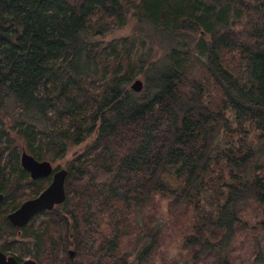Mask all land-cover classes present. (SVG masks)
Returning a JSON list of instances; mask_svg holds the SVG:
<instances>
[{
    "label": "trees",
    "instance_id": "trees-1",
    "mask_svg": "<svg viewBox=\"0 0 264 264\" xmlns=\"http://www.w3.org/2000/svg\"><path fill=\"white\" fill-rule=\"evenodd\" d=\"M131 2L0 0V141L9 134V120L39 161H57L70 148H84L66 169L67 199L54 210L66 208L71 192L75 203L70 212H56L34 238L38 264H59L60 244L78 248L89 260L69 256L64 264H106L126 234L131 212L144 210L156 195L176 201L190 197L210 171L223 119L205 104L196 81L185 78L189 46L182 40L184 31L199 37L198 52L239 127L246 134L249 126L261 131L258 148L264 153V0H140L136 16L146 30L143 38L153 45L167 42L168 48L159 60L153 54L126 66L119 58L121 42L110 50L99 48L93 20L101 12L125 20ZM224 51L238 53L239 59L227 66ZM137 74L145 78L139 93L130 88ZM185 83L189 92L183 90ZM258 148L240 157L226 155L239 185L229 184L227 200L214 217L207 216L210 238L203 235L204 226H198L196 238L187 237L192 248L206 243L202 248L216 252L223 264H229L225 258L238 232L240 204L252 200L264 206V179L240 178ZM5 172L0 167V232L6 224L15 235L19 228L7 215L20 207L27 189L36 197L51 177L29 179L20 169L28 181L22 186ZM146 226L138 237L146 234ZM146 238L135 264H151L157 239Z\"/></svg>",
    "mask_w": 264,
    "mask_h": 264
},
{
    "label": "rangeland",
    "instance_id": "rangeland-1",
    "mask_svg": "<svg viewBox=\"0 0 264 264\" xmlns=\"http://www.w3.org/2000/svg\"><path fill=\"white\" fill-rule=\"evenodd\" d=\"M139 4L140 0H132L130 4L126 5L125 20H119L113 16L102 14V12L97 13L93 20L97 23L94 41L98 45L101 44L99 48L110 50L109 47L112 44L121 42L122 58L120 56L119 58L126 66L136 64L153 54H155V59L159 60L162 58L160 57L161 54L168 48L165 44L167 42H158L153 45L143 38L145 29H141L142 27L136 16L140 11L138 9ZM234 24H237V30L241 28L237 21ZM198 39L199 37L191 32L184 31L183 33L182 40L186 46H189V60L186 64L185 78L188 82L196 81L194 83L199 88L205 104L223 119L220 127L216 130L217 138L211 148L209 162L211 169L203 175V179L190 197L183 196L182 199L184 200L176 201L171 197L156 195L144 210L131 212L129 214L128 229L124 231L126 234L120 238L118 250L114 252L113 257L106 259V264H122L120 260L123 258L128 259L127 264H135L138 248L144 244L143 239L145 241L148 239L146 237H156L157 239V249L152 255L151 264H223V259L218 258L216 252L210 250V248H202L201 244L206 243H198L195 248H192L191 241L187 237L196 238L201 232L197 229L198 226H204L203 235L210 238L211 232L206 229V224L211 223L212 225V219L207 216L212 214L214 217L217 213L216 210L227 200L229 184L239 185L224 158L226 155L233 156L232 158L240 157L245 155L249 148H258L261 131L249 126L246 134V128L239 127L240 124L235 113L225 106L222 92L215 86L207 72L206 60L198 52ZM128 48L130 49L127 52L126 49ZM223 56L227 66L231 64L233 59H239L238 53L224 51ZM116 61L117 59H114L112 64ZM137 79L142 80L145 87V78L140 74H137L132 84ZM94 89L93 87L89 90L91 92ZM183 90L189 92L190 83H185ZM54 119L58 120L55 117ZM52 122L54 123V120ZM7 123L10 126L8 128L9 134L4 135L2 141H0V150L4 149L3 153L0 151V167L5 169L6 178H9L11 182L19 184V180H21L20 184L24 186L28 184V181L22 179L20 173V169H24L21 165V157L23 151L29 152L25 141L16 131L18 128L14 127L15 122L12 125L8 120ZM81 147L70 148L69 152L62 158L57 161H49L55 168L68 169V165L74 159L75 154L84 149ZM252 154L250 156H253V159L247 165V174L239 176L246 181H250L257 176L264 179V153H259L258 148L253 150ZM51 155L53 154L51 153ZM31 195L32 191L27 189V195L22 197L23 202L34 198ZM74 195L75 192L69 193V202L65 209L39 213L20 234L16 231L14 235L12 230L4 223L5 225L0 232V250L7 256L21 257L23 261L27 259L36 260L35 236L38 232L41 233L50 226L52 218L58 216L56 212H70L75 203ZM195 195L196 198H193ZM9 204L11 205V203ZM239 211H241V221L238 232L234 238L229 258L225 259L229 264H264V206L249 200L240 204ZM69 218L71 217L69 216ZM146 225L149 227V232ZM145 226L147 229L146 234L138 237L137 233H141L139 229L142 230ZM104 229L107 230L105 234H108L109 227ZM63 232L71 234L66 229ZM69 236L71 240L74 239L72 234ZM77 249L73 246L66 248L63 244L58 245L59 264H64L67 260L66 257L69 258V251H75L78 262H87L88 259L84 258L83 254H79Z\"/></svg>",
    "mask_w": 264,
    "mask_h": 264
},
{
    "label": "water",
    "instance_id": "water-1",
    "mask_svg": "<svg viewBox=\"0 0 264 264\" xmlns=\"http://www.w3.org/2000/svg\"><path fill=\"white\" fill-rule=\"evenodd\" d=\"M2 78L0 75V83ZM134 92H141L144 89L142 80L137 79L131 86ZM1 103V99H0ZM22 167L30 173L32 179H41L53 174L52 182L37 197L26 200L19 208L7 215L8 220L14 227H23L29 224L33 217L44 211H52L55 206L64 203L67 199L66 179L68 171L64 168L55 171V167L50 161H39L31 154L23 151L21 157ZM55 171V172H54ZM4 195L0 193V202ZM69 256L73 260L75 251H69ZM0 264H38L34 259L19 261L14 256H7L0 251Z\"/></svg>",
    "mask_w": 264,
    "mask_h": 264
},
{
    "label": "flooded vegetation",
    "instance_id": "flooded-vegetation-1",
    "mask_svg": "<svg viewBox=\"0 0 264 264\" xmlns=\"http://www.w3.org/2000/svg\"><path fill=\"white\" fill-rule=\"evenodd\" d=\"M55 171H56V169H55ZM55 171H54V172H55ZM27 172H28V171H27ZM28 173H29V172H28ZM29 175H30V173H29ZM30 177H31V176H30ZM48 177H53V174L50 175V176H48ZM48 177H45V178H48ZM36 197H37V196H36ZM34 198H35V197H34ZM41 213H42V212H41ZM37 215H38V214H37ZM35 217H36V215L33 217V219H34ZM33 219H32V220H33ZM32 220H31V221H32ZM31 221H30L29 224H27L26 226H23V227H16V228H19L18 233L20 234L23 228H26L28 225H30ZM0 251H1V250H0ZM1 252H2V251H1ZM3 253H4V252H3ZM22 261H23V260H22Z\"/></svg>",
    "mask_w": 264,
    "mask_h": 264
}]
</instances>
